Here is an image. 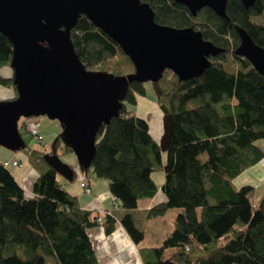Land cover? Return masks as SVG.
I'll return each mask as SVG.
<instances>
[{
	"label": "trees",
	"instance_id": "16d2710c",
	"mask_svg": "<svg viewBox=\"0 0 264 264\" xmlns=\"http://www.w3.org/2000/svg\"><path fill=\"white\" fill-rule=\"evenodd\" d=\"M141 1L153 9L157 22L193 26L224 50L210 57V66L199 76L181 80L166 69L152 82L159 108L175 117L167 151L151 135L148 120L129 106L146 93L145 82L130 83L120 114L99 130L91 165L82 167L109 180L121 203L110 214L82 208L46 160L59 147L72 151L60 134L49 151L29 145L24 149L38 172L32 197L0 161V264H100L88 229L102 225L110 234L118 224L137 244L143 264H264V196L254 206L256 187L233 183L264 158V148L257 144L264 140V76L235 53L238 26L264 47V23L254 18L264 15V0L248 8L241 0H228L227 17L209 7L193 15L175 0ZM71 36L87 69L116 75L136 71L120 45L86 15L79 17ZM12 56V43L0 32V85L12 88L15 98L13 73H1L6 67L13 71ZM197 98L202 102L189 106ZM38 140L44 144V138ZM158 168L165 173L161 190L166 200L145 210L147 216L172 207L184 211L160 245L141 246L145 232L133 211L140 199L158 192L152 174Z\"/></svg>",
	"mask_w": 264,
	"mask_h": 264
},
{
	"label": "water",
	"instance_id": "95a60500",
	"mask_svg": "<svg viewBox=\"0 0 264 264\" xmlns=\"http://www.w3.org/2000/svg\"><path fill=\"white\" fill-rule=\"evenodd\" d=\"M196 15L209 7L227 17L228 0H175ZM248 8L256 0H241ZM86 15L116 41L133 61L136 71L116 75L86 68L75 51L72 31ZM0 32L13 45L11 67L18 96L0 101V145L26 148L20 119L47 115L62 125L59 133L89 167L101 127L120 114L133 81H158L166 69L181 80L199 76L211 56L224 50L205 39L193 26L175 27L155 20L153 9L141 0H0ZM240 43L235 53L246 57L264 76V47L244 27H237ZM159 144L167 151L175 117L164 114ZM46 160L66 178L74 171L56 153Z\"/></svg>",
	"mask_w": 264,
	"mask_h": 264
},
{
	"label": "rangeland",
	"instance_id": "374dc122",
	"mask_svg": "<svg viewBox=\"0 0 264 264\" xmlns=\"http://www.w3.org/2000/svg\"><path fill=\"white\" fill-rule=\"evenodd\" d=\"M256 21L264 23V15H257L254 17ZM7 87V86H5ZM3 87L0 89V101L9 100L11 97L8 94L9 89ZM146 93L144 95L137 96V103L135 105H130L131 108L136 110L137 114L141 117H144L148 120L150 126V133L155 138V140L160 141L163 131H164V114L163 111L159 108L156 91L152 84V81L145 82ZM9 88V87H8ZM7 94H5V93ZM15 96V95H14ZM202 102V99L197 98L189 102V106H196ZM30 119H36L40 121L39 132L43 134L44 144L34 138L31 134L28 133L27 129L22 128L21 124L25 121V117L20 119V132L24 139L26 145L32 147H41L49 151L51 146L55 142L57 135L62 131V125L59 120L51 119L47 115H38L27 117ZM257 144L264 148V140L260 139L257 141ZM59 157L63 162L69 164L74 170V176L70 178H63V175H59L65 183L77 182L76 186H83L82 179V167L79 163L78 157L74 151H64L61 147L58 148ZM164 162L166 160V154L163 155ZM10 157H15L18 160H21L23 166H14L12 164L8 165V169L14 173L16 172L19 176H24L27 169H32V164L29 161L28 154L26 150L21 149L17 151L10 150L2 145H0V161L6 163V160ZM153 178L160 186H162L165 180V173L162 168H158L152 172ZM87 178L98 177L102 181H109L104 177H99L94 174L92 168L88 170V173L85 174ZM233 183L239 187L244 184H252L256 187L255 192L252 196V202L254 206H257L264 196V158L253 164L252 166L243 170L238 176L233 179ZM83 188V187H82ZM86 193V191H83ZM146 198H142L139 202V206L134 209V219L138 227H140L145 232L144 239L140 242L141 246H158L162 243L163 239L166 238L174 228L176 216L184 211V208L181 207H172L167 209L163 214L148 217L146 211L143 210L144 201Z\"/></svg>",
	"mask_w": 264,
	"mask_h": 264
},
{
	"label": "crops",
	"instance_id": "0c3cea01",
	"mask_svg": "<svg viewBox=\"0 0 264 264\" xmlns=\"http://www.w3.org/2000/svg\"><path fill=\"white\" fill-rule=\"evenodd\" d=\"M4 73H6V75H12L13 71L10 69L6 70ZM3 87L5 86L0 85V89H3ZM5 88L9 89V93H7L10 95V97H14L15 91L12 88ZM8 159L14 160L16 158L10 157ZM82 171V177H85L91 186V193H83L84 190L81 184L80 188L76 186L78 181H75L74 183H69L66 181L65 183V181L59 177L60 174L58 175V178L67 190L78 196L79 203L82 208L100 211L101 213L106 209H110L113 202V194L110 191V182L102 181V179L94 176L87 178L85 174L88 173V171ZM12 174L23 186L26 194H33V184L38 177V172L34 168L31 170L27 169L24 176H19L16 172L14 173V171ZM156 183L159 186V190L153 197H147L145 199L147 201H144L145 204L143 210H147L155 204L166 200V195L162 192L161 186L158 184V182ZM88 233L92 240L100 264H143L137 244H135L123 225L118 224L110 234H106L105 228L102 225L89 228Z\"/></svg>",
	"mask_w": 264,
	"mask_h": 264
},
{
	"label": "built area",
	"instance_id": "2783aa9c",
	"mask_svg": "<svg viewBox=\"0 0 264 264\" xmlns=\"http://www.w3.org/2000/svg\"><path fill=\"white\" fill-rule=\"evenodd\" d=\"M39 128H40V121L36 120V119H27L26 121V129L28 131L29 134H31L34 138L36 139H42L43 138V134H41L39 131ZM14 165V166H22L23 163L18 160V159H8L6 160V163L5 165L8 166V165ZM82 182H83V190L86 191V193H91V187L90 185L88 184L87 181L83 180L82 179ZM28 197H32L33 194L32 193H27L26 194ZM121 203L119 202V200L113 196V202H112V207L110 209H106L104 210L102 213L104 214L105 212L106 213H111L112 211L114 210H117L119 207H120ZM101 219V218H100Z\"/></svg>",
	"mask_w": 264,
	"mask_h": 264
},
{
	"label": "bare ground",
	"instance_id": "6f19581e",
	"mask_svg": "<svg viewBox=\"0 0 264 264\" xmlns=\"http://www.w3.org/2000/svg\"><path fill=\"white\" fill-rule=\"evenodd\" d=\"M6 70H10V68L6 67V68H4V69L2 70V73L5 74V75H6V73H4V72H6Z\"/></svg>",
	"mask_w": 264,
	"mask_h": 264
}]
</instances>
